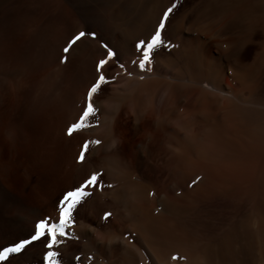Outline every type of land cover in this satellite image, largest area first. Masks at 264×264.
<instances>
[{
	"label": "bare ground",
	"instance_id": "obj_1",
	"mask_svg": "<svg viewBox=\"0 0 264 264\" xmlns=\"http://www.w3.org/2000/svg\"><path fill=\"white\" fill-rule=\"evenodd\" d=\"M173 4L163 44L141 68L135 46ZM31 26L30 46L0 48V103L15 105L10 123L0 120V146L8 133L19 153L51 160L46 188L62 173L78 186L99 174L74 231L88 252L60 246L68 264H244L248 217L264 246V0H45ZM81 31L96 35L65 53ZM108 49L109 83L69 134Z\"/></svg>",
	"mask_w": 264,
	"mask_h": 264
},
{
	"label": "rangeland",
	"instance_id": "obj_2",
	"mask_svg": "<svg viewBox=\"0 0 264 264\" xmlns=\"http://www.w3.org/2000/svg\"><path fill=\"white\" fill-rule=\"evenodd\" d=\"M44 1L45 0H0V48H2L4 44L13 42L15 45L22 47L31 45V37H27V35L31 36L33 27L31 26L32 15H34L35 12H39V8ZM38 34V45L40 49L44 51L43 29L41 31L40 28ZM20 35L22 36L20 37ZM252 49L253 46L247 48V57L250 56L249 54L252 52ZM15 75V81L20 82L22 75L20 76L19 73ZM41 81L44 83V78H41ZM262 90L264 91V87ZM1 93L0 87V95ZM14 114L15 105L13 102L7 100L4 101V104L0 103V120L5 126L10 123ZM41 129H43V127L40 128V131H42ZM4 138L6 143L1 145L2 148L0 146V189L6 191L8 196L6 197L7 199H5L0 195V248L10 246L13 242H18L20 239L30 238L35 223L40 218L51 217L58 219L59 200L65 192L73 190L71 188L72 186H78V180H80L78 178H71V180L68 181L67 176L62 173L57 178L58 185L47 188L44 187L43 182L45 177L51 175L53 170H55V166L53 167L54 164L51 163L52 161H48L46 165H40L36 158L30 155L28 156V154L27 157L19 153L17 151V143L13 141V138L8 133L4 134ZM14 166L18 167L20 176L15 181H10L9 174H11ZM64 170L66 169L64 168ZM263 176L264 175L259 176L258 178L260 179V189L263 188ZM88 188H90V186H88L85 191L89 192L91 195L92 192ZM90 195L84 197L73 210L72 222L65 228L66 235L58 237L61 242L52 249L59 253L57 256L58 264H68L62 249L64 245L68 244V249L77 248L78 251L81 248L82 254L78 252V258L88 252L81 247V241L74 235V231H78V227L80 226L81 218L79 217V208ZM34 208L38 209V214L33 212ZM249 218L250 217L244 218L242 223V262L246 264L244 259L251 250L253 259L256 257L253 264H264V246H259L261 244V242H259L261 241L260 232L251 224L252 222ZM97 221L98 220H92L90 224L96 226ZM261 247L263 250H261ZM47 251L43 243L35 242L32 245L26 246L21 253L12 254L7 261H0V264H46L43 257Z\"/></svg>",
	"mask_w": 264,
	"mask_h": 264
},
{
	"label": "snow or ice",
	"instance_id": "obj_3",
	"mask_svg": "<svg viewBox=\"0 0 264 264\" xmlns=\"http://www.w3.org/2000/svg\"><path fill=\"white\" fill-rule=\"evenodd\" d=\"M175 7L176 5L173 4L163 13V18L160 20L159 26L154 30V33L149 39H142L136 44L135 47L141 53L138 61L141 68H144L146 64L151 63L153 50L163 44L162 30L165 28V20ZM86 35L95 37L96 34L86 33L83 31L79 32L69 41L68 46L64 48V52L68 53L70 48ZM105 47L107 48V45H105ZM114 55L115 53L111 49H108L107 58L101 59L96 65L98 77L88 90L87 104L83 109V113L80 116L79 121L74 123L68 129L69 134H71L74 129L82 128L84 126V121L95 113L96 109L94 107L93 95L101 90L102 85L109 83L101 69ZM95 143H99V141H95ZM84 158L85 153L82 151L79 159L82 162ZM98 175V173H92L83 184L63 194L58 204V219L42 217L35 223L34 230L30 235V238L20 239L18 242H13L10 246L0 248V261H7L12 254L21 253L22 250L26 248V246L32 245L35 242H41L48 250L43 257L46 264H58L57 256L59 253L53 251L52 249L60 244L61 241L58 239V237H63L66 235L65 228L68 227L72 222L73 210L84 197L90 195V193L85 191V189L88 186H95L97 184ZM109 215L110 213L105 214V216ZM173 259H176V257H173Z\"/></svg>",
	"mask_w": 264,
	"mask_h": 264
}]
</instances>
